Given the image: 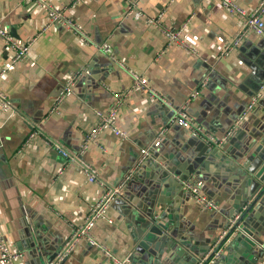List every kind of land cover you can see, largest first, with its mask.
Segmentation results:
<instances>
[{
    "label": "crops",
    "instance_id": "obj_1",
    "mask_svg": "<svg viewBox=\"0 0 264 264\" xmlns=\"http://www.w3.org/2000/svg\"><path fill=\"white\" fill-rule=\"evenodd\" d=\"M71 1L46 0L65 8L81 34L61 24L43 31L48 20L43 7L0 0V29L16 42L35 40L27 58L11 65L12 49L0 38V72L7 69L0 90L12 106L9 111L0 108V226L23 254L18 264H53L73 229L106 191L133 171L143 149H150V156L93 230L116 261L198 264L208 258L231 219L257 198L208 264H264V194L259 189L264 177V94L238 123L264 81V35L248 32L239 48L220 58L242 27V19L221 0H139L144 17L129 14L132 0H81L76 7ZM233 1L248 11L261 2ZM161 11L172 28L192 18L184 38L197 55L179 47L162 53L165 38L148 21ZM103 44L129 70L145 76L170 107L146 92L131 93L117 120L127 138L103 131L81 164L65 159L46 141L77 152L97 122L95 111L106 110L114 93L131 88L129 72L100 50ZM83 70L90 74L79 78L60 113L49 116L67 78ZM194 93L198 95L192 98ZM185 106L187 115L216 139L231 131L226 144L211 146L170 124L172 110ZM83 163L98 170L101 183L88 180ZM187 179L202 182L219 210H203L184 191ZM154 230L162 233L157 255L149 260L146 252L141 260L136 252ZM116 261L82 241L61 264Z\"/></svg>",
    "mask_w": 264,
    "mask_h": 264
},
{
    "label": "built area",
    "instance_id": "obj_2",
    "mask_svg": "<svg viewBox=\"0 0 264 264\" xmlns=\"http://www.w3.org/2000/svg\"><path fill=\"white\" fill-rule=\"evenodd\" d=\"M29 2H34V4L43 7L46 12L48 13V20L47 24L44 27L43 31L51 26L52 24H61L64 25L66 28L71 30L76 34H81V30L79 29L78 25L72 21L69 17L64 14V9H58L53 7L51 4L46 2V0H24ZM81 0H72L71 6L76 7ZM132 8H130L129 14H133L136 17L143 16L144 14L141 10L138 9L139 7V0H132L130 1ZM222 6L231 14L238 16L242 19V27L240 31L236 34L234 39L228 43L224 49L220 52L218 57L223 58L229 55V53L240 47L244 38L246 37L247 33L252 31L259 36L264 35V0L258 4V6L248 11L238 5L233 0H221ZM165 12L161 11L158 16L149 18V23L157 29L165 38V49L162 51L164 53L168 49L172 47H179L182 50L192 54L197 55L196 49L184 38V33L187 32L189 29V25L192 21L190 17L184 24H182L178 28H172L165 24L163 21V16ZM0 38H2L5 43H7L10 48L12 49V57L10 64L15 65L18 62L23 61L27 58L30 48L35 40H30L28 42L23 41H14L9 36L8 32L5 30L0 29ZM100 50L105 53L106 55L110 56L112 61L121 69H124L129 72L130 76L133 79V84L130 89L123 93H114L113 94V103L112 105L107 108L106 110H96L95 117H96V124L92 127L84 136L82 143L80 144L77 152H69L59 144H56L50 140L46 141V145L52 147L58 153H60L65 159L80 162L83 159V156L90 150V148L97 144L98 137L100 133L105 130H110L115 136L121 137L123 139L127 138V133L122 131L118 125L117 120L119 118L120 110L124 105L127 97L133 92H146L148 93L156 102L170 107V102L158 92L149 82V80L138 73H135L129 70L126 65L115 58L113 56L112 50L108 45L100 46ZM7 73V69H3L0 72V79ZM89 75V70H83L81 72H76L75 74L69 76L66 80V84L64 86L63 94L56 100L54 105L52 106L51 110L49 111V116L54 114H59L60 107L64 102L66 96L72 94L74 92L75 86L77 81L82 75ZM264 94V81L262 82L260 91L252 97L250 104L246 108L245 112L242 114L241 118L239 119L238 123L243 121L248 114L254 109L257 102ZM198 93H194L192 98H195ZM0 108L6 111L12 110V106L7 98V96L0 90ZM185 106L179 110H172V119L170 124H178L183 128L190 131L193 135L197 136L200 140L205 141L211 146H223L226 144L228 139L231 137L232 132H227L221 139H216L212 135L208 134L206 130L200 126L199 124L195 123L193 119H191L186 113ZM167 129H164L162 132H166ZM31 138L33 135L30 136ZM161 141V140H160ZM159 141L155 143L158 145ZM104 150V149H103ZM151 152L150 149H143L141 150L140 158L136 163L133 171L125 178V180L115 189L108 190L104 193L94 204L92 209L90 210L89 214L85 217L84 222L73 229L70 235L65 240L64 246L62 251L57 255L56 260L53 264H61L65 261L68 257L72 256L74 252L77 250L78 246L82 241L88 242L92 247L100 250L102 254L106 258H110L116 261L112 253L109 249L97 242L95 236L93 235V230L96 227L97 223L103 219H105L106 211L108 210L111 201H113L116 197L121 196L122 190L127 183V181L137 172L138 168L148 159ZM82 164V163H81ZM82 170L88 176V180L91 183H101L98 179V170L89 165L83 163ZM183 189L184 191L194 199V201L206 211H218L219 205L215 202L211 197H209L204 192V184L194 179H187L183 181ZM240 214L235 216L229 222L228 228L222 232L219 236L217 241L213 244L212 250L209 253L208 258L212 254L214 250H216L222 243H225L230 238L231 234L238 230V228L230 234V231L233 229L234 225L238 221ZM221 248V247H220ZM220 250V249H219ZM218 250V251H219ZM216 252L215 256L219 255V252ZM23 258V254L19 252L16 247H14L8 241L2 227L0 226V264H18V261H21ZM204 259L200 261L198 264H206L208 260ZM212 258V259H213ZM118 264H123L122 262L116 261ZM209 263V262H208ZM207 263V264H208ZM264 263V258H263Z\"/></svg>",
    "mask_w": 264,
    "mask_h": 264
},
{
    "label": "water",
    "instance_id": "obj_3",
    "mask_svg": "<svg viewBox=\"0 0 264 264\" xmlns=\"http://www.w3.org/2000/svg\"><path fill=\"white\" fill-rule=\"evenodd\" d=\"M259 189H260V193H261V194H264V177H263L262 180H261V185H260ZM256 200H257V198H256ZM256 200H254V201L250 204V206H249L248 208H246V209L241 213V215H240L238 221H237L236 224L234 225L233 229L230 231V234L233 233L237 228H239V227L241 226V224H243L245 217H246L247 214L250 212L251 208L255 205ZM103 220H106V219H103ZM158 232H160V231L154 230V231H152V234H150V235L147 236L146 239L148 240V242H144V243H142V244L139 246V248H138V250H137V252H136V257L141 258V260H143L144 254L147 252V253H148V258H149V260H151V258H152L153 256H156V255H157V252H158V250H159V246H160V243L158 242V238H157V237H159V236L162 235L161 232H160V233H158ZM223 244H224V243H222V244H221L216 250H214V251L212 252V254L210 255V257H209L208 260L206 261V264H207L208 262L211 261V259H212L213 256L215 255V253L220 249V247H221ZM136 257H135V258H136ZM146 257H147V255H146Z\"/></svg>",
    "mask_w": 264,
    "mask_h": 264
}]
</instances>
